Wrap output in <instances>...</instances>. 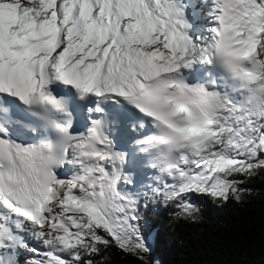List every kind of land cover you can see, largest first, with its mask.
I'll return each instance as SVG.
<instances>
[{
    "label": "snow or ice",
    "instance_id": "obj_1",
    "mask_svg": "<svg viewBox=\"0 0 264 264\" xmlns=\"http://www.w3.org/2000/svg\"><path fill=\"white\" fill-rule=\"evenodd\" d=\"M204 8L198 24L187 0H0V264L149 251L110 109L136 113L150 191L186 214V195L239 199L233 177L264 168V0ZM80 103L99 116L85 131Z\"/></svg>",
    "mask_w": 264,
    "mask_h": 264
},
{
    "label": "trees",
    "instance_id": "obj_2",
    "mask_svg": "<svg viewBox=\"0 0 264 264\" xmlns=\"http://www.w3.org/2000/svg\"><path fill=\"white\" fill-rule=\"evenodd\" d=\"M233 179L240 181L239 199L190 193L183 197L192 206L187 214L179 201H165L137 186L138 226L145 240L151 236L159 264H264V175L256 171ZM99 247L98 254L83 255L82 264L88 259L92 264H148L138 252L122 251L115 243ZM31 259L21 250L20 264Z\"/></svg>",
    "mask_w": 264,
    "mask_h": 264
},
{
    "label": "rangeland",
    "instance_id": "obj_3",
    "mask_svg": "<svg viewBox=\"0 0 264 264\" xmlns=\"http://www.w3.org/2000/svg\"><path fill=\"white\" fill-rule=\"evenodd\" d=\"M142 167L143 168L140 171V175L137 176V177H141L142 173L145 174V175H147V178L146 179L150 183L148 186L149 187L150 186H154L153 185V177L155 175L154 171L151 170L150 168H148L147 161L144 162V163H142ZM70 168H71V165H70ZM71 170L74 171L73 167H72ZM125 171L128 172L131 175V173L129 171H127V170H125ZM257 171L259 172V174L264 175V168H261V169H259ZM137 177L132 176L134 183L131 184V185H125V184L121 183V188L124 189V190H126V191H130V189H133V190H131V192H134V189H135V186H136V181L135 180L138 179ZM26 239H28L29 241H32L33 242L32 243L33 244V247H37V248H40V249H43L44 248V245L40 241L35 240V239H32L31 235H28L26 237ZM147 239L148 240H146L145 243L147 244V246L149 248V251L148 252H140V251H137V252L148 262V264H159V260L151 252V245H152L151 236H149Z\"/></svg>",
    "mask_w": 264,
    "mask_h": 264
},
{
    "label": "bare ground",
    "instance_id": "obj_4",
    "mask_svg": "<svg viewBox=\"0 0 264 264\" xmlns=\"http://www.w3.org/2000/svg\"><path fill=\"white\" fill-rule=\"evenodd\" d=\"M187 2L190 4V10L192 11V17L193 19L198 23L201 24L204 22V13L206 12V9L204 8V0H187ZM144 160H140L139 157H136L135 163H144ZM134 165V169L132 170V173L136 176L140 175V171L143 168L142 165L139 164ZM70 164L65 165L60 171L62 173V176H66V173H71ZM127 170V169H125Z\"/></svg>",
    "mask_w": 264,
    "mask_h": 264
}]
</instances>
